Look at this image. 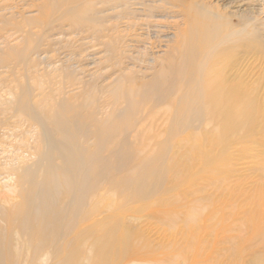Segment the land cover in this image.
I'll use <instances>...</instances> for the list:
<instances>
[{"label":"bare ground","instance_id":"1","mask_svg":"<svg viewBox=\"0 0 264 264\" xmlns=\"http://www.w3.org/2000/svg\"><path fill=\"white\" fill-rule=\"evenodd\" d=\"M43 2L20 21L0 8L18 34L1 42L14 76L1 105L36 132L0 167V264H140V215L169 204L148 216L193 219L168 202L196 143L214 139L223 158L264 134V18L216 0ZM69 31L97 48L54 47Z\"/></svg>","mask_w":264,"mask_h":264},{"label":"rangeland","instance_id":"2","mask_svg":"<svg viewBox=\"0 0 264 264\" xmlns=\"http://www.w3.org/2000/svg\"><path fill=\"white\" fill-rule=\"evenodd\" d=\"M216 1L223 2L231 11L254 12L264 18V0ZM43 4V0H0V8H6L13 13L15 21H20L25 12L40 18L36 11ZM1 26L0 23V49L3 37L12 36L9 40L18 37L15 32L7 31L10 27L2 29ZM33 31L37 32L39 28L36 27ZM16 42L18 41L10 43ZM89 42L81 40L78 34L69 31L65 32L62 42L54 47L86 45L84 47H91L90 50L97 48ZM139 50L133 47L135 53ZM56 53L51 52L52 55ZM260 54L255 62L256 79H260L264 73V55ZM89 68L91 72L93 66ZM16 69V72H19L21 68ZM13 79L9 68H0V162L4 161L6 164L20 153L19 146L23 141L29 140L32 143L36 137V132L34 133L26 122L6 113L1 105V102L8 98L7 91L13 89ZM58 80L55 81L56 84ZM211 140L209 144L199 142L197 146L196 143L194 147L197 155L200 154L199 158L192 159L186 168L184 167L188 170L185 172L188 184L181 183L168 202L180 213L192 206L191 223L187 222L186 225L180 216L181 218H176L179 221L175 219L176 225H168L163 221L159 222L156 217L148 216L153 214L154 210L166 211L169 204L154 208L151 212H144L140 215L141 219L131 223L133 230L141 235L140 242L136 241L139 238L135 239L133 248L139 249L142 254L147 249L145 257H138L140 264H249L254 254H264V134L258 135L250 142L230 144L227 149H223V158L218 153V144L214 139ZM207 152L211 157H220L219 160L215 157L216 164L208 171L204 170L202 164ZM2 162L0 167L5 165ZM4 178V174L0 175V181L3 180L0 183L5 182Z\"/></svg>","mask_w":264,"mask_h":264}]
</instances>
